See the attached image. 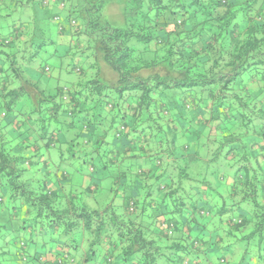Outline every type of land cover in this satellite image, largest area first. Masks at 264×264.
<instances>
[{"label":"trees","instance_id":"trees-1","mask_svg":"<svg viewBox=\"0 0 264 264\" xmlns=\"http://www.w3.org/2000/svg\"><path fill=\"white\" fill-rule=\"evenodd\" d=\"M106 2L0 0V211L5 194L23 199V216L48 218L79 264H223L218 224L251 243L233 264H264V0H117L124 26ZM52 6L67 9L74 61L53 92L22 66L53 43L33 27ZM81 157L105 160L120 205L63 191L61 164ZM13 227L0 225V264Z\"/></svg>","mask_w":264,"mask_h":264},{"label":"rangeland","instance_id":"rangeland-1","mask_svg":"<svg viewBox=\"0 0 264 264\" xmlns=\"http://www.w3.org/2000/svg\"><path fill=\"white\" fill-rule=\"evenodd\" d=\"M69 1L71 2L72 0ZM118 5L119 4H117V0H107L106 5L103 9V14H105L106 19L112 25L124 26V17H122ZM21 8H23L21 12L22 14L26 13L32 15V12H34L32 8L26 7L25 5H23ZM1 9L2 8L0 7V10ZM46 10L47 11L41 8L39 12L41 16L39 14L37 24L33 27L34 29H40L43 32L44 37L48 38L53 43L41 46L37 49L36 47H34L31 48L32 50H25V53H28L25 57V60L22 62L23 59H21V62L28 77H30L34 81H37L40 85L46 86L47 88H49V90L51 89V92H53L52 88L56 85H61L65 77L69 76L64 74H69L66 73V68L72 65L74 61H72V57H69L70 53L66 51L67 46L64 43L65 38L62 35L63 33L59 30L61 26H63L64 29L67 28V22L65 18L67 9L52 6L51 8H47ZM19 12V9L16 8L13 16L11 18L8 17L7 20L4 19L2 23L6 24V22L13 20V18L17 19V14ZM56 14L60 15L62 19L60 22L50 20V17ZM39 34L40 31L38 30L35 34V39L33 40L37 41L35 42V44L42 41L38 39ZM34 51L36 52V54L32 57ZM46 66L50 68V71L47 73H42V67ZM71 75L72 79H75V74L71 73ZM84 133L85 131L83 132V134L79 135L77 139L78 141L82 140ZM84 145L85 143L82 144V146ZM53 155L59 157V151L54 150ZM83 158L84 157H81V159L79 160L72 159L70 161H64V163L61 164L63 165V168L60 169L67 172V176L69 179L67 181V184L65 185V188L70 194L77 195L80 198L79 200L81 203H86L91 208H99L101 206L103 207L104 205L112 201L115 197H117L116 189L120 186L117 185L116 187L114 184L115 177L112 176V169H108L105 171L104 169L99 168V164L96 163L99 162L102 166L103 163H105V160L98 159L97 161V159L94 158L91 161L92 163L95 162V170H93V168H91L92 163H84ZM152 162L156 165V158H154ZM157 166L164 168V160H162L161 163H159ZM117 176L118 175H116V177ZM92 180L95 181V184L98 185L95 192L84 189V184L87 186L89 185V181ZM124 181L127 185L128 183H132L131 180H127V182L126 180ZM36 182L37 180H33V182L30 183V185H32V188L37 184ZM149 182L150 180H147V183ZM92 186L93 185H91V187ZM142 193H144V191ZM3 197L4 207H7V209L12 206L15 207L8 210L5 208L0 211L1 226L3 225L4 227H9L13 226L14 223V230L11 231V233L9 231H6L8 233V238L10 239L9 242L13 243L15 241V245H13L14 251H8L9 253L4 256L5 261L7 260V264H68L70 263L71 258L77 260L78 257H81L82 254L80 250L66 247L63 238L57 235L58 232L57 234H54L55 231H52L51 227L48 224V218H35L34 214L24 217L22 211H24L26 215L27 209H32L27 206V203L23 199L20 200L17 198V200L14 201L15 203L11 204V198L9 197V194H5ZM17 205H19L21 211L17 210ZM33 212L35 213L36 211L33 210ZM179 227L180 225L178 224L177 229L173 231V239L178 238L180 233ZM250 244L251 243H249V247L244 243L243 252L247 248L251 250ZM17 250L21 252L18 255L16 254ZM224 252L226 251L224 250ZM222 254L223 252L221 251L220 255ZM96 258L98 259V261L93 264H105L104 262L100 263V260L102 259L100 255H97ZM216 262L217 261H214L212 257V264ZM233 262L234 261H230L223 264H233Z\"/></svg>","mask_w":264,"mask_h":264},{"label":"crops","instance_id":"crops-1","mask_svg":"<svg viewBox=\"0 0 264 264\" xmlns=\"http://www.w3.org/2000/svg\"><path fill=\"white\" fill-rule=\"evenodd\" d=\"M64 43L65 44H67V41H64ZM49 72V71H48ZM52 157H53V159L55 158V156L54 155H52ZM68 181V180H67ZM118 182H122V180L121 181H118ZM232 182H233V180L230 178V180H226L225 181V183H226V188L224 187V186H222V187H220L219 188V191L224 195V196H226L228 193H227V185H229V187H230V185L232 184ZM67 184V182H65V185ZM120 184V183H119ZM65 185H63V191H65V192H68L67 190H66V188H65ZM91 185H93L92 187H91ZM97 184H95V181H89V185H85L84 184V189L86 190H89V191H93V192H95V186H96ZM98 186V185H97ZM52 188H54V185H52ZM218 190V189H217ZM116 196L117 197H115L112 201L115 203V204H119L120 205V203H121V195H120V193H116ZM117 199V200H116ZM116 200V201H115ZM214 228H216L218 231H219V233L222 235V237L223 238H226L225 240H226V242H225V244L223 243L222 244V252H223V254H224V250L225 251H227V252H225V254L224 255H222V258L223 259H225V260H223V259H221L223 262H230V261H234L235 263H237L238 261H239V258H240V256L242 255V253H243V244L244 243H235V242H233L232 241V238H230V237H228V236H230L231 235V233H228L229 231H231V229H230V227L228 228V227H226L225 225H222V224H218V225H214L213 226ZM167 235H169V236H172V238H173V233L171 232V231H169L168 233H167ZM8 240V243L4 246L6 249H8L9 251H11V252H13L14 250H13V245H15V241L13 242V243H10L9 241H10V239H7ZM224 249V250H223ZM62 250H64V249H62ZM19 253H21V252H19V250H17V255L19 254ZM80 259H81V257H78V259L76 260V259H72L71 258V261H70V263H68V264H79V262H80ZM191 259V258H190ZM206 259L208 260L207 261V263L208 264H212V257L210 256V257H206ZM220 260V261H221ZM187 261H190L189 259L187 260ZM253 261H255V260H253Z\"/></svg>","mask_w":264,"mask_h":264}]
</instances>
